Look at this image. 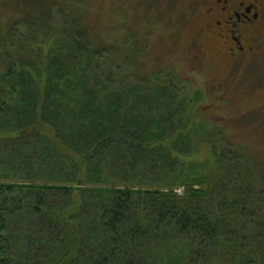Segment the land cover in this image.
I'll return each mask as SVG.
<instances>
[{"label": "trees", "instance_id": "1", "mask_svg": "<svg viewBox=\"0 0 264 264\" xmlns=\"http://www.w3.org/2000/svg\"><path fill=\"white\" fill-rule=\"evenodd\" d=\"M0 3V264H264V157L219 133L200 154V91L70 0Z\"/></svg>", "mask_w": 264, "mask_h": 264}, {"label": "rangeland", "instance_id": "2", "mask_svg": "<svg viewBox=\"0 0 264 264\" xmlns=\"http://www.w3.org/2000/svg\"><path fill=\"white\" fill-rule=\"evenodd\" d=\"M70 2L75 7L73 18L85 23L90 34L118 46L115 54L126 56L135 52L138 73L143 70L142 74L150 78L167 74L174 82L180 81L188 98H194L195 91L202 93L201 102L196 103L199 125L207 130L202 131L205 143L199 146L201 155L208 143L214 145L213 135L219 133L220 142L227 149L230 139L236 146L247 144L264 157V82L259 81L257 72H249L245 81L219 83L222 73L212 65L211 57L204 67L193 57L190 42L194 39L191 25L195 15L189 13L191 0ZM12 15L0 3V29L9 25ZM109 52L113 54L112 50ZM173 192L183 195L185 186L176 185ZM76 250L77 240L72 236L71 255Z\"/></svg>", "mask_w": 264, "mask_h": 264}, {"label": "flooded vegetation", "instance_id": "3", "mask_svg": "<svg viewBox=\"0 0 264 264\" xmlns=\"http://www.w3.org/2000/svg\"><path fill=\"white\" fill-rule=\"evenodd\" d=\"M189 8L192 55L203 67L211 57L219 83L245 81L249 72L264 82V0H191Z\"/></svg>", "mask_w": 264, "mask_h": 264}]
</instances>
